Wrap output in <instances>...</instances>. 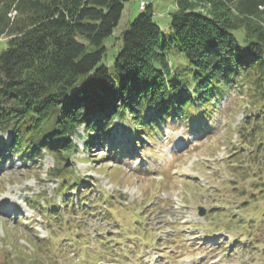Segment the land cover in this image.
<instances>
[{
    "label": "rangeland",
    "instance_id": "374dc122",
    "mask_svg": "<svg viewBox=\"0 0 264 264\" xmlns=\"http://www.w3.org/2000/svg\"><path fill=\"white\" fill-rule=\"evenodd\" d=\"M141 1L124 3L118 24L104 39L103 63L111 65L112 45L139 13ZM146 1L171 35L175 0ZM6 39L0 37V49ZM168 56L174 67L187 62L174 46ZM212 98L203 119L200 113L186 118L175 111L146 136L125 113L105 123L103 135L76 127L70 151L63 150L58 160L47 151L30 163L16 156L0 159V264H264V145L256 152L264 142V120L253 132L243 121L262 101L245 85ZM248 132L252 142L241 146L240 134ZM240 147L251 149L242 165ZM25 200L35 207L37 200L42 206L50 202L53 234L58 230L59 240H65L52 253L56 259L42 250L50 245L40 243L36 233L51 241L59 237L50 235L44 216ZM198 206L205 207L204 216ZM244 229L251 245L231 253L230 236Z\"/></svg>",
    "mask_w": 264,
    "mask_h": 264
},
{
    "label": "trees",
    "instance_id": "16d2710c",
    "mask_svg": "<svg viewBox=\"0 0 264 264\" xmlns=\"http://www.w3.org/2000/svg\"><path fill=\"white\" fill-rule=\"evenodd\" d=\"M126 1L0 0V37L7 38L0 49V134L9 133L0 145L8 157L29 163L47 151L58 160L70 151L76 127L103 135L105 123L125 113L146 136L169 113L211 111L212 97L233 85L259 96L257 113L243 121L252 132L262 127L264 0H175L171 35L145 0L113 43L108 65L104 39ZM170 46L182 52L184 67L171 63ZM249 134L240 141L250 144ZM237 239L244 246L249 240Z\"/></svg>",
    "mask_w": 264,
    "mask_h": 264
},
{
    "label": "water",
    "instance_id": "95a60500",
    "mask_svg": "<svg viewBox=\"0 0 264 264\" xmlns=\"http://www.w3.org/2000/svg\"><path fill=\"white\" fill-rule=\"evenodd\" d=\"M198 209H199V213H200V214H203V213H204V211H205V209H204L203 207H201V206H199V208H198Z\"/></svg>",
    "mask_w": 264,
    "mask_h": 264
},
{
    "label": "built area",
    "instance_id": "2783aa9c",
    "mask_svg": "<svg viewBox=\"0 0 264 264\" xmlns=\"http://www.w3.org/2000/svg\"><path fill=\"white\" fill-rule=\"evenodd\" d=\"M141 4H143V2H141Z\"/></svg>",
    "mask_w": 264,
    "mask_h": 264
}]
</instances>
